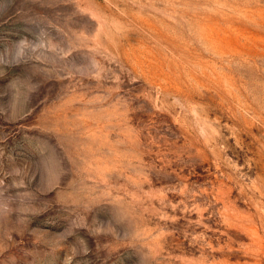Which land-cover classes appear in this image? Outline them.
Masks as SVG:
<instances>
[{"label":"rangeland","instance_id":"rangeland-1","mask_svg":"<svg viewBox=\"0 0 264 264\" xmlns=\"http://www.w3.org/2000/svg\"><path fill=\"white\" fill-rule=\"evenodd\" d=\"M0 264H264V0H0Z\"/></svg>","mask_w":264,"mask_h":264}]
</instances>
